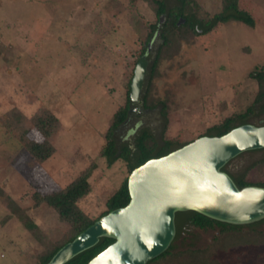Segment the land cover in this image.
<instances>
[{"label": "rangeland", "instance_id": "obj_1", "mask_svg": "<svg viewBox=\"0 0 264 264\" xmlns=\"http://www.w3.org/2000/svg\"><path fill=\"white\" fill-rule=\"evenodd\" d=\"M195 1L203 17L222 7V0ZM239 5L254 17V26L219 22L210 32L181 41L153 81L152 94L164 108H138L117 129L119 141L133 146L136 134L147 130L158 143H186L250 105L251 113L237 123L264 124V98L254 101L258 86L249 76L264 64V0H239ZM156 19L145 0H0V264H36L43 242L60 239L68 227L51 206L35 205L33 193L59 189L93 164L91 190L78 205L91 218L107 209V198L129 172L123 159L108 166L100 154L104 132L125 102ZM158 40L156 35L150 42L148 55ZM44 108L60 126L52 136L54 153L38 162L26 144L42 141L32 116ZM261 158L264 147L245 150L221 170L233 180L227 171L241 174ZM246 177L264 180V166L251 167ZM10 199L15 208L7 206ZM184 218L183 211L174 215L176 222ZM28 221L36 227L27 228ZM250 228L264 233V220L243 227ZM218 234V226L185 224L173 251L201 249L224 264H264V242L218 243ZM189 260L162 264H197Z\"/></svg>", "mask_w": 264, "mask_h": 264}, {"label": "water", "instance_id": "obj_2", "mask_svg": "<svg viewBox=\"0 0 264 264\" xmlns=\"http://www.w3.org/2000/svg\"><path fill=\"white\" fill-rule=\"evenodd\" d=\"M149 48L150 42L146 53ZM146 53L137 59L129 82L128 94L134 104L129 115L141 108ZM262 147L264 124L244 123L222 135L198 136L145 160L127 176L128 203L101 215L45 264H63L103 236L114 240L86 264H146L172 241L177 211L194 210L235 223L260 219L264 216V188H238L221 167L242 151Z\"/></svg>", "mask_w": 264, "mask_h": 264}, {"label": "trees", "instance_id": "obj_3", "mask_svg": "<svg viewBox=\"0 0 264 264\" xmlns=\"http://www.w3.org/2000/svg\"><path fill=\"white\" fill-rule=\"evenodd\" d=\"M145 1L154 11L157 19L154 23L150 24V30L145 40L146 44L142 47L140 54L146 53L148 42H151L156 35L159 40L157 46L152 50V53L150 55L146 53L148 66L140 94V107L143 109H152L159 104L164 108V102L152 94L153 81L159 74V65L161 62L164 59L171 58L175 54L181 41H189L194 36L206 34L215 28L219 22L236 20L244 22L249 26H254L255 24L254 17L249 11L240 7L239 0H222L221 10L210 17H203L197 13L196 8H198V4L195 0H176V3L171 6L168 5L166 0ZM249 76L257 83L258 89L254 101L258 102L264 98V64L251 71ZM127 88L124 104L118 107L112 114L109 126L104 132L105 143L100 149V154L105 157L108 166L117 159H123L128 168V172H130L145 160L164 155L185 144V142L174 146L172 140L164 139L161 143H158L147 130H141L136 134L133 146L126 139L119 141L116 137L117 129L129 119L130 115L128 114V110L134 105L128 94L129 82ZM252 109L253 107L250 105L242 113L225 117L222 121L208 127L206 130L207 133H205L207 135H222L226 133L231 128L240 124L237 123L238 121L245 120ZM32 124L42 134L43 139L42 141L29 140L26 147L35 160L42 162L55 151V147L52 144V136L58 130L60 121L52 111L44 108L32 116ZM201 135L203 134L198 136ZM256 166L262 168L264 166V158L252 162L241 174L234 175L228 171L227 173L232 176L233 182L238 188L250 185L264 188V180H251L246 177L247 171L251 167ZM93 167V164L90 165L59 189L45 194L33 193L35 205L45 203L51 206L57 212L59 220L68 226L60 239L55 241L46 240L43 242L45 248L37 256L38 262L36 264H45L58 249L71 241L101 215L128 203L127 175L107 198V209L100 215L91 218L80 208L78 200L91 190L88 178ZM224 168L225 165L221 167V169ZM0 194H4L2 189H0ZM7 206L9 208H15L11 199L7 201ZM183 213L185 214L184 221H174L175 236L168 247L157 256L148 260L146 264H162L170 260H180V262L182 261L184 263L189 259L192 262L196 261L197 264H224L209 260L208 257H205L206 252L201 249L187 248L173 251V242L178 237L181 227L185 224L198 228H213L218 226L219 234L215 237V241L218 243H223L228 238L232 241H240L243 243L251 242L255 244L257 242H264V233L256 231L254 228L248 230L243 229L244 225L250 226L253 223L264 220V216L251 222L235 223L211 218L194 210H184ZM25 225L29 229L36 227V224L31 221L25 222ZM113 240L112 237L108 236L100 237L93 246L79 252L63 264H86L89 259L103 250Z\"/></svg>", "mask_w": 264, "mask_h": 264}]
</instances>
